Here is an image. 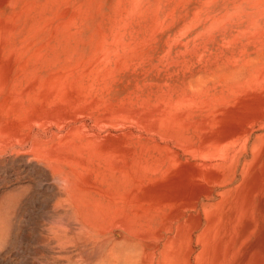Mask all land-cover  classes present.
Segmentation results:
<instances>
[{"label":"rangeland","instance_id":"rangeland-1","mask_svg":"<svg viewBox=\"0 0 264 264\" xmlns=\"http://www.w3.org/2000/svg\"><path fill=\"white\" fill-rule=\"evenodd\" d=\"M0 264H264V0H0Z\"/></svg>","mask_w":264,"mask_h":264},{"label":"bare ground","instance_id":"bare-ground-1","mask_svg":"<svg viewBox=\"0 0 264 264\" xmlns=\"http://www.w3.org/2000/svg\"><path fill=\"white\" fill-rule=\"evenodd\" d=\"M61 195H64L65 200H69L67 191H64L63 188L60 190ZM78 221L81 223V227H79L78 231H73L71 229H63L64 233L58 232L56 233V238L60 241V245L63 247V245H71V238L73 236H76V240H72L73 242L77 241V245L81 246V244L85 241L82 239V237H88L90 228L87 227V224H82V219L78 218ZM119 234V233H117Z\"/></svg>","mask_w":264,"mask_h":264}]
</instances>
